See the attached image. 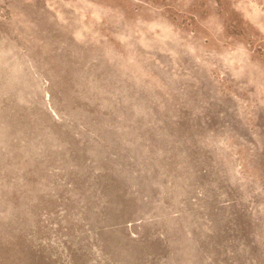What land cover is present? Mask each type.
<instances>
[{
  "label": "rangeland",
  "instance_id": "obj_1",
  "mask_svg": "<svg viewBox=\"0 0 264 264\" xmlns=\"http://www.w3.org/2000/svg\"><path fill=\"white\" fill-rule=\"evenodd\" d=\"M0 264H264V0H0Z\"/></svg>",
  "mask_w": 264,
  "mask_h": 264
}]
</instances>
